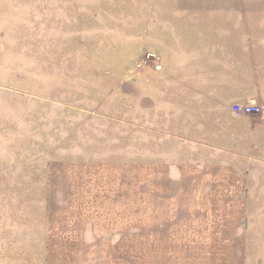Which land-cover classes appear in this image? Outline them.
<instances>
[{
  "label": "crops",
  "instance_id": "1",
  "mask_svg": "<svg viewBox=\"0 0 264 264\" xmlns=\"http://www.w3.org/2000/svg\"><path fill=\"white\" fill-rule=\"evenodd\" d=\"M56 3L71 13L70 0ZM150 5L145 35H131L154 49L131 64L129 120L98 115L101 127L128 125V189L107 178L105 160L67 170L64 222L51 212L34 230L1 220L0 264H91L107 224L137 230L139 174L149 255L204 256L168 264L264 255V0H130L129 14ZM236 102L261 111L238 114Z\"/></svg>",
  "mask_w": 264,
  "mask_h": 264
},
{
  "label": "rangeland",
  "instance_id": "2",
  "mask_svg": "<svg viewBox=\"0 0 264 264\" xmlns=\"http://www.w3.org/2000/svg\"><path fill=\"white\" fill-rule=\"evenodd\" d=\"M57 5L0 0V221H15L19 230L36 229L49 212L64 222L66 207L59 204L67 198L69 169L105 160L107 178L128 189V125L101 127L98 115L128 122L131 64L154 49L131 44L133 30L145 35L154 5L137 15L129 14L130 0H70L65 15L56 13ZM141 184L139 174L137 230L135 224H107V238L98 243L103 254L91 255L90 263L203 261L147 253ZM251 263L264 264V255Z\"/></svg>",
  "mask_w": 264,
  "mask_h": 264
},
{
  "label": "built area",
  "instance_id": "3",
  "mask_svg": "<svg viewBox=\"0 0 264 264\" xmlns=\"http://www.w3.org/2000/svg\"><path fill=\"white\" fill-rule=\"evenodd\" d=\"M233 110L238 114H253L261 111V107L258 105H253L247 102H236L233 105Z\"/></svg>",
  "mask_w": 264,
  "mask_h": 264
}]
</instances>
